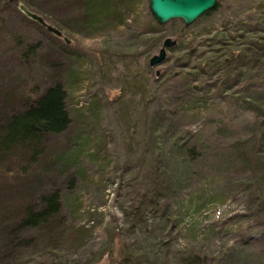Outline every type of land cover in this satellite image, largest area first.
<instances>
[{"label":"rangeland","instance_id":"rangeland-1","mask_svg":"<svg viewBox=\"0 0 264 264\" xmlns=\"http://www.w3.org/2000/svg\"><path fill=\"white\" fill-rule=\"evenodd\" d=\"M147 3L135 0L125 25L86 29L73 0H0V102L11 90L16 96L33 86L41 91L58 80L70 118L67 129L45 137L38 154L0 156V225L53 188L63 216L53 240L27 230L36 240L17 258L0 246V264H119L122 255V264H184L190 255L199 264H264V239L252 240L261 238L264 210L253 212L254 198L244 187L249 175L229 159L227 146L249 130L253 117L213 91L202 95L205 103H187L182 90L187 74L189 86L201 85L194 67L217 47L208 40L232 34L238 19L260 17L264 0H215L190 25L170 20L151 34ZM10 32L39 43L27 65ZM166 37L171 45L163 48ZM160 50L163 60L150 66ZM155 113L168 125L153 134ZM217 120L228 128L216 130ZM178 131L197 134L200 155L189 170L170 163L175 179L167 181L163 147ZM155 179L158 186L149 190ZM148 190L162 194L158 206H145L141 195L147 199ZM194 194L200 197L191 204L198 206L184 213L180 202L187 205ZM74 227L82 228L77 238Z\"/></svg>","mask_w":264,"mask_h":264},{"label":"trees","instance_id":"trees-1","mask_svg":"<svg viewBox=\"0 0 264 264\" xmlns=\"http://www.w3.org/2000/svg\"><path fill=\"white\" fill-rule=\"evenodd\" d=\"M8 1L16 2V0ZM73 1L79 11L81 26L86 29L99 28L107 24L125 25L126 14L129 9L132 11L135 2V0ZM212 9L199 17L208 15ZM32 21L39 28L52 33L48 29L50 26L37 20L32 19ZM1 22L0 18V33L2 34L4 31L1 30ZM150 28L152 29L148 30L146 34L153 33V29L158 27L153 22ZM221 33L223 34L208 40L207 46L217 45L216 49L210 51L211 54L208 56H201L202 61L194 67L197 77H195V81L201 85L189 86L190 78L187 74L183 78L185 82L182 90L187 103L194 101L195 103H205L202 95L213 91L215 97L223 103L247 111L252 115V121L245 124L249 130L230 139L227 146L230 152L229 159L249 175L245 178L247 183L244 184V187L248 191L247 193L254 198L253 212L258 213L264 210V13L256 19L249 18V21L238 19L236 29L232 34L230 32L224 34V31ZM9 34L13 46H16L20 51L21 61L24 65L36 58L39 47L37 41H27L18 33L10 32ZM142 35L143 32L138 33V37ZM159 40L160 37L156 38L154 43H158ZM183 49L180 48L179 51H183ZM150 51L151 47L144 52L148 55ZM188 54H182V56ZM73 73L74 71L69 75L72 76ZM250 73H254L257 77L252 80L249 77ZM65 102L66 92L58 80L53 81L41 91L33 86L28 88V93L16 96L15 91L11 90L9 94H4L0 102V156L14 150L28 151L32 156L38 154L47 135L57 134L68 128L70 118ZM180 103L184 104L182 98H180ZM200 107H204V104H201ZM153 118L155 124L152 130L153 134L157 129L158 132L163 131L168 125L163 122L164 120L161 121L162 124L157 122L160 120L156 113L153 114ZM157 123L160 125L156 126ZM228 125V121L217 120L214 127L221 131L228 128ZM178 132L176 133L179 136L163 147L166 150L165 156H167L168 162L164 164L162 176L167 181L168 176L175 179L170 163L189 170L192 169L190 162L196 160L200 155L198 145L200 138L196 137L197 134H188L183 137L181 131ZM76 156L77 154L74 153L73 158L75 159ZM153 186H158L156 179L150 183L149 190H153ZM149 190L147 199L145 194H142L141 197L146 200L145 206L156 207L163 196L159 192L152 194ZM199 197L194 194L188 199L187 205L180 202L181 207L185 208L184 213L198 206L197 202L191 203ZM16 217L15 219V214H13L0 225V246L4 247L5 252L11 254L14 252L15 258L36 240L34 237L25 235L29 229L39 230L42 236L46 235L52 240L55 239L56 224H63L60 192L53 188L46 193L37 195L36 202L22 206ZM259 223L264 226V219L261 218ZM81 231V227H74L71 233L74 235L73 238H77L79 235L76 234ZM261 239H264V228L261 238L252 240ZM5 255L8 254L5 253ZM123 260H125V255H122L119 264H122ZM184 264H199L198 257L196 255L186 256Z\"/></svg>","mask_w":264,"mask_h":264},{"label":"water","instance_id":"water-1","mask_svg":"<svg viewBox=\"0 0 264 264\" xmlns=\"http://www.w3.org/2000/svg\"><path fill=\"white\" fill-rule=\"evenodd\" d=\"M215 6V0H148L147 8L150 16L158 25L170 20H179L183 26L190 25L196 18ZM171 45L168 37L162 41V47ZM164 58V51L149 58V65L159 64Z\"/></svg>","mask_w":264,"mask_h":264}]
</instances>
